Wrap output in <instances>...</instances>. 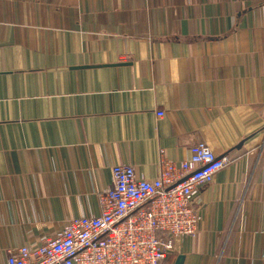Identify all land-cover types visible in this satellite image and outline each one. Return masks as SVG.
<instances>
[{
	"label": "crops",
	"instance_id": "1",
	"mask_svg": "<svg viewBox=\"0 0 264 264\" xmlns=\"http://www.w3.org/2000/svg\"><path fill=\"white\" fill-rule=\"evenodd\" d=\"M198 143L231 164L160 264H264V0H0V264Z\"/></svg>",
	"mask_w": 264,
	"mask_h": 264
},
{
	"label": "built area",
	"instance_id": "2",
	"mask_svg": "<svg viewBox=\"0 0 264 264\" xmlns=\"http://www.w3.org/2000/svg\"><path fill=\"white\" fill-rule=\"evenodd\" d=\"M230 164L228 155L198 143L182 162L162 153L151 180L131 165H116L112 185L99 194L98 216L73 218L42 245L9 251L7 264H160L196 234L194 199Z\"/></svg>",
	"mask_w": 264,
	"mask_h": 264
},
{
	"label": "water",
	"instance_id": "3",
	"mask_svg": "<svg viewBox=\"0 0 264 264\" xmlns=\"http://www.w3.org/2000/svg\"><path fill=\"white\" fill-rule=\"evenodd\" d=\"M240 146H242V145H240ZM238 147H239V146H238ZM174 264H184V256H183V255H179V256L176 258Z\"/></svg>",
	"mask_w": 264,
	"mask_h": 264
},
{
	"label": "trees",
	"instance_id": "4",
	"mask_svg": "<svg viewBox=\"0 0 264 264\" xmlns=\"http://www.w3.org/2000/svg\"><path fill=\"white\" fill-rule=\"evenodd\" d=\"M170 257V256H169Z\"/></svg>",
	"mask_w": 264,
	"mask_h": 264
}]
</instances>
